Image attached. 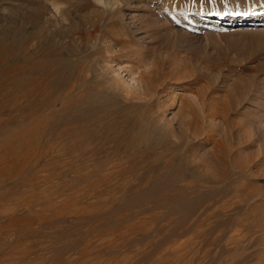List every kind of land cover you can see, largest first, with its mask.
Segmentation results:
<instances>
[{
	"label": "rangeland",
	"instance_id": "374dc122",
	"mask_svg": "<svg viewBox=\"0 0 264 264\" xmlns=\"http://www.w3.org/2000/svg\"><path fill=\"white\" fill-rule=\"evenodd\" d=\"M106 1L0 0V264H264V0Z\"/></svg>",
	"mask_w": 264,
	"mask_h": 264
},
{
	"label": "bare ground",
	"instance_id": "6f19581e",
	"mask_svg": "<svg viewBox=\"0 0 264 264\" xmlns=\"http://www.w3.org/2000/svg\"><path fill=\"white\" fill-rule=\"evenodd\" d=\"M96 2H100L99 4H104L105 6L107 5V3H108V1H106V0H95ZM255 13V12H254ZM217 15V14H216ZM221 16V15H220ZM251 16L252 17H257V18H264V15H256V14H251ZM227 18H229L232 22L234 21V20H236V18L237 17H232V16H227ZM239 19L238 20H240V22H243L244 21V18L243 17H238ZM235 22V21H234ZM93 28H94V30H96L95 28H96V26L93 24ZM190 110V109H189ZM188 110V111H189ZM192 110V109H191ZM187 113V112H186ZM187 116V115H186ZM184 127H186V130H187V132H189V133H192L191 131H190V123H189V118H187V117H184V119L181 121V123H180V125H179V132H181V133H183V134H187V132H185V130L183 131L182 129H184ZM171 131H172V129H171ZM174 131V130H173ZM189 133L187 134V137L189 136ZM194 133V132H193ZM193 135H195V134H193ZM191 137H193V136H191ZM195 138V137H194ZM174 139V138H173ZM182 141H183V139H181ZM179 141V140H178ZM170 144V143H169ZM184 144H185V142H184ZM168 148V147H167ZM149 150V149H148ZM139 152V151H138ZM142 153V152H141ZM139 156V155H138ZM144 157V156H143ZM113 166V165H112ZM147 167V166H146ZM175 175H177V174H175ZM217 176V175H216ZM171 178V177H170ZM167 180V179H166ZM99 181V180H98ZM168 181V180H167ZM166 181V182H167ZM202 184V183H201ZM164 187V186H163ZM183 189V188H182ZM185 190V189H184ZM181 197V196H180Z\"/></svg>",
	"mask_w": 264,
	"mask_h": 264
}]
</instances>
